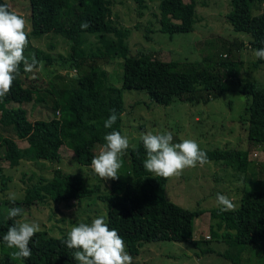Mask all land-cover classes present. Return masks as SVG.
<instances>
[{"label": "trees", "instance_id": "16d2710c", "mask_svg": "<svg viewBox=\"0 0 264 264\" xmlns=\"http://www.w3.org/2000/svg\"><path fill=\"white\" fill-rule=\"evenodd\" d=\"M136 1L141 4L144 0ZM255 2L262 3L263 0H231V9L226 13L234 30L250 36L248 44L254 50L264 46L261 44L264 41V9L253 15L251 6ZM0 4H7L9 10L14 11L6 0H0ZM158 15L161 32L171 35L192 31L197 21L196 1L160 0ZM84 21L90 23L89 28L81 29ZM49 32L60 34L70 42L68 54H57L54 58L63 69L66 72L86 70L77 78L66 75L68 81L56 86L44 83L37 71L40 63L51 62V54L37 49L34 53L37 67L32 73H25L21 64L10 92L0 99V159L11 166L24 159L58 162L60 149L65 146L77 164L91 168L96 146L104 143L103 136L113 130L122 134L123 89L144 90L162 105L175 99L193 104L207 103L228 90L239 91L250 96L240 117L249 145L264 143V88L240 77L241 59H230L219 52L201 63L182 66L177 61L142 53L128 55L125 41L129 29L111 19L110 0H30L28 36L37 38ZM84 33L97 35L99 45L96 50L88 52ZM110 34L113 38L108 37ZM224 49L230 52L229 46ZM116 56L122 59L120 86L110 82L96 85L102 72L96 59L108 61ZM259 64H264V60L256 57L253 65L258 67ZM27 102H39L50 112L49 117L30 120L27 110L20 106ZM12 103L18 106H12ZM112 109L116 110L118 119L111 129H106L104 120ZM14 138L25 140L28 146L21 148ZM202 150L207 154V161L230 160L245 171L249 165L248 150ZM129 155L126 173L111 179L106 192L100 190L99 184L87 183L83 173L55 167L50 178L40 176L30 181L24 197L15 203L24 211L40 203L65 204L95 194L105 206L109 229L117 230L130 255H137L143 242L176 239L197 246L201 240L193 237V223L195 216L203 210L192 211L166 198L168 178L155 176L144 169L146 150L141 139L129 149ZM238 201L234 211L223 212L219 207L209 210L211 219L218 220L210 225L209 240L221 231L220 236L226 243L240 250L246 245L264 244V190L243 191ZM14 222L8 217L0 220V264H78L72 257L76 250L63 243L67 235L52 236L42 230L30 241L32 254L29 258L13 256L16 249L8 248L3 236ZM232 263L240 264L239 257L232 258Z\"/></svg>", "mask_w": 264, "mask_h": 264}, {"label": "rangeland", "instance_id": "374dc122", "mask_svg": "<svg viewBox=\"0 0 264 264\" xmlns=\"http://www.w3.org/2000/svg\"><path fill=\"white\" fill-rule=\"evenodd\" d=\"M10 7L27 21L26 31L30 30V0H6ZM160 0H144L141 4L136 0H110L111 19L120 26L129 29L125 44L128 55L142 53L162 60H172L184 66L209 59L213 54L221 52L230 59H241L240 77L254 82L257 87L264 88V64L253 65L256 57L254 49L249 47L250 36L236 31L227 20L226 13L231 9V0H195L197 21L194 29L182 33L161 32L158 22V4ZM188 2L189 0H185ZM264 9L262 3L255 2L251 6L253 15ZM88 52L98 47L95 34L84 33ZM108 37L113 38V35ZM29 44L24 50L25 57H31L37 49L51 54V62L40 63L38 74L44 83L62 85L68 78L65 69L55 60L57 54L67 55L69 40L60 34L46 33L34 38L28 36ZM242 43V44H241ZM229 46L228 53L224 48ZM101 73L96 85L103 82L114 85L121 84V63L119 56L111 60L96 59ZM75 70V69H73ZM72 70V71H73ZM78 69V75L85 72ZM76 71V70H75ZM58 74L64 77L63 79ZM49 97V96H47ZM123 112L121 114L122 135H127L130 146L120 159L122 167L118 174L124 175L129 168V149L136 146L141 134L148 131L173 134V142L182 138L195 140L201 149L248 150L249 165L247 170L237 168L230 160H209L203 166L186 168L182 174L170 177L165 186L168 200L189 210L202 209L203 212L194 218L193 237L201 240L194 246L185 240H162L143 242L133 264H233L232 258L239 257L240 264H264V244L260 246L246 245L238 249L220 236L211 239L210 225L217 222L211 219L209 210L218 207L217 193L226 195L238 206L243 191L264 190V143L249 145L247 133L240 122V117L250 99L236 90H228L207 103L193 104L175 99L168 105L152 100L141 89H123ZM12 106H18L12 103ZM27 110L30 120L49 117V113L39 102H27L20 105ZM13 135V134H12ZM16 139V138H14ZM21 148L28 146L25 140L16 139ZM100 146H96L98 154ZM55 167L67 172H77L85 176L90 185L99 184L100 190H109L110 181H103L92 168L77 164L71 151L63 146L60 149L58 162L46 159H24L11 166L8 161L0 159V220L7 219V209L19 206L8 199L14 192L17 200L24 197L27 184L44 176L50 178ZM253 168V171H252ZM86 169H90L87 172ZM7 177L6 180L3 178ZM104 204L93 194L88 198L71 200L68 203L46 202L24 210L22 217L29 221H37L41 230L52 236L66 235L71 227L80 222L90 223L97 216L105 215ZM177 238L175 234H172ZM209 235V236H208ZM206 238L208 239H205ZM127 252V247L125 249ZM129 253V252H128Z\"/></svg>", "mask_w": 264, "mask_h": 264}, {"label": "clouds", "instance_id": "9594fccd", "mask_svg": "<svg viewBox=\"0 0 264 264\" xmlns=\"http://www.w3.org/2000/svg\"><path fill=\"white\" fill-rule=\"evenodd\" d=\"M26 19L15 11H10L7 4H0V99L11 90L16 75L23 64L25 73H32L37 67L33 54L31 58L24 55L29 44L26 31ZM81 29L90 27L88 21L80 25ZM264 45V41H261ZM254 56L264 60V46L254 50ZM69 78H77V71L65 72ZM118 119L115 109L104 120V128L111 129ZM146 159L143 167L155 176L170 178L179 176L186 168L203 166L207 163V154L198 143L190 138H182L173 142V134L169 131L153 133L148 131L140 137ZM103 145L98 154L91 159V168L103 181L118 179V170L122 167L121 155L130 146L127 135L119 131H110L103 136ZM8 199L15 203L17 196L9 193ZM216 204L223 212L234 211L235 204L226 195L217 193ZM23 210L18 206L7 209V217L15 222L11 224L3 241L17 258H29L32 254L29 247L33 236L41 231L37 221H29L22 217ZM107 216L93 218L90 223L80 222L67 231V239L63 241L69 249H75L73 258L78 264H133V257L125 250L126 245L116 229H109Z\"/></svg>", "mask_w": 264, "mask_h": 264}]
</instances>
